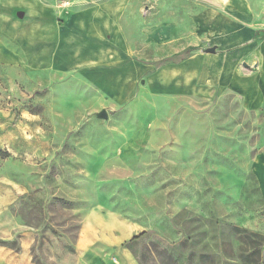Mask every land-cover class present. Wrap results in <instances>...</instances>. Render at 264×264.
<instances>
[{
  "label": "rangeland",
  "instance_id": "374dc122",
  "mask_svg": "<svg viewBox=\"0 0 264 264\" xmlns=\"http://www.w3.org/2000/svg\"><path fill=\"white\" fill-rule=\"evenodd\" d=\"M44 1L62 24L63 7L102 0ZM248 1L251 24L262 30L244 46L264 38V0ZM216 10L200 1L131 0L121 26L133 61L149 70L133 81L126 104L113 105L76 71L0 67V109L16 116L0 128V264L1 253L75 262L91 223L136 264H245L249 245L236 229L264 237V106L250 109L233 89L202 77L192 91H173L177 80L163 72L238 27L237 9L225 17ZM161 22L180 26L174 41L149 43L144 30ZM253 54L239 61L241 71L256 66ZM109 213L126 224L124 234Z\"/></svg>",
  "mask_w": 264,
  "mask_h": 264
},
{
  "label": "crops",
  "instance_id": "0c3cea01",
  "mask_svg": "<svg viewBox=\"0 0 264 264\" xmlns=\"http://www.w3.org/2000/svg\"><path fill=\"white\" fill-rule=\"evenodd\" d=\"M187 1L215 6L217 13L224 17L228 8L237 9L239 15L231 18L238 27L222 33L224 39L216 46L214 54L195 53L163 70L177 80L171 89L180 91L186 86L187 91H192L197 77H202L203 82L233 89L250 109L264 106V38L256 45L244 46L242 43L244 37L249 41L262 30L259 25L251 24V3L248 0ZM130 2L102 0L77 11L63 7V23L58 24L53 19L52 7L44 0H0V67L19 69L25 74L76 71L85 78L83 82L89 89H101L113 105L117 106L115 102L126 104L132 99L133 81L149 70L148 66L133 61L130 44L121 26ZM179 28L178 24L161 22L146 28L144 34L151 44L170 43ZM227 43H233L232 48ZM251 52H254L252 57L256 66L251 71H241L239 61L249 57ZM184 79L185 82H180ZM24 115H19V120L26 124ZM15 118L9 108H1L0 128L8 127ZM20 136L23 137H17ZM104 218L124 234L125 223L110 213ZM89 228L90 238L77 245L80 259L66 264H116L114 257L118 258L117 264H136L129 253L118 247V241L107 235V229L97 230L92 223ZM1 256L4 257L1 264H34L25 257L20 260L16 253H1Z\"/></svg>",
  "mask_w": 264,
  "mask_h": 264
},
{
  "label": "trees",
  "instance_id": "16d2710c",
  "mask_svg": "<svg viewBox=\"0 0 264 264\" xmlns=\"http://www.w3.org/2000/svg\"><path fill=\"white\" fill-rule=\"evenodd\" d=\"M245 234L242 238L249 245L247 254L243 255L245 264H264V237L261 235H251L247 231L236 229Z\"/></svg>",
  "mask_w": 264,
  "mask_h": 264
},
{
  "label": "water",
  "instance_id": "95a60500",
  "mask_svg": "<svg viewBox=\"0 0 264 264\" xmlns=\"http://www.w3.org/2000/svg\"><path fill=\"white\" fill-rule=\"evenodd\" d=\"M216 47L210 48L206 50V53L214 54L216 52Z\"/></svg>",
  "mask_w": 264,
  "mask_h": 264
},
{
  "label": "built area",
  "instance_id": "2783aa9c",
  "mask_svg": "<svg viewBox=\"0 0 264 264\" xmlns=\"http://www.w3.org/2000/svg\"><path fill=\"white\" fill-rule=\"evenodd\" d=\"M116 264L118 263L117 260L114 261Z\"/></svg>",
  "mask_w": 264,
  "mask_h": 264
}]
</instances>
